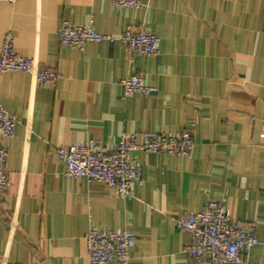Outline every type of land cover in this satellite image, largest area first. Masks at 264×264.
I'll list each match as a JSON object with an SVG mask.
<instances>
[{
	"label": "crops",
	"instance_id": "obj_1",
	"mask_svg": "<svg viewBox=\"0 0 264 264\" xmlns=\"http://www.w3.org/2000/svg\"><path fill=\"white\" fill-rule=\"evenodd\" d=\"M116 9L108 0L0 3V47L10 34L17 55L60 78L38 85L0 71V102L15 118L0 135L9 186L0 200V264H89L92 227L136 236L128 264H195L190 235L174 218L220 201L233 219L255 226L249 264H264V0H142ZM65 21L98 33L126 29L159 38V55H131L119 43L60 45ZM139 75L156 89L123 96ZM193 124L189 156L137 152L141 185L121 198L102 183L64 176L57 148L116 142L131 132L176 134Z\"/></svg>",
	"mask_w": 264,
	"mask_h": 264
},
{
	"label": "built area",
	"instance_id": "obj_2",
	"mask_svg": "<svg viewBox=\"0 0 264 264\" xmlns=\"http://www.w3.org/2000/svg\"><path fill=\"white\" fill-rule=\"evenodd\" d=\"M15 0H0L13 3ZM116 9L138 10L142 0H108ZM60 45L82 50L87 43H119L131 55L154 57L159 55V38L145 30L126 29L118 36L98 33L90 21L84 25H70L63 21L56 31ZM0 71L18 72L31 76L38 85L56 82L60 76L40 65L34 59L23 58L14 51L10 34L3 37L0 47ZM123 96L151 94L156 91L144 84L139 75L120 81ZM15 118L0 102V135L14 136ZM190 124L180 132L165 135L159 132H131L120 135L116 142L102 143L95 140L71 145L67 149H55V156L65 163L64 176L69 179H85L102 183L121 198L132 196V186L141 185V168L134 155L137 152L186 157L195 149ZM259 144L264 145V130ZM9 186L7 151L0 148V200ZM175 228L190 235L191 243L186 254L195 264H249L245 251L257 244L255 226L233 219L229 209L220 201H209L193 214L174 218ZM136 236L128 231L89 229L86 252L89 264H128L129 251L135 246Z\"/></svg>",
	"mask_w": 264,
	"mask_h": 264
}]
</instances>
